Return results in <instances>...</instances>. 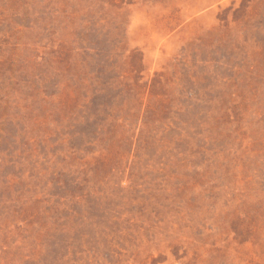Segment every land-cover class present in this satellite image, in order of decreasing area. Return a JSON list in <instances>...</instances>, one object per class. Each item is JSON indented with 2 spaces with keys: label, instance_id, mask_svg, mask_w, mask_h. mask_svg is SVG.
<instances>
[{
  "label": "rangeland",
  "instance_id": "374dc122",
  "mask_svg": "<svg viewBox=\"0 0 264 264\" xmlns=\"http://www.w3.org/2000/svg\"><path fill=\"white\" fill-rule=\"evenodd\" d=\"M0 264H264V0H0Z\"/></svg>",
  "mask_w": 264,
  "mask_h": 264
}]
</instances>
